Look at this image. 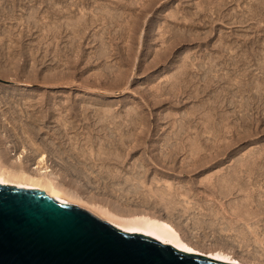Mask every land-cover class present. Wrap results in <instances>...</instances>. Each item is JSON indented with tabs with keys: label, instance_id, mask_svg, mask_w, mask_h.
<instances>
[{
	"label": "rangeland",
	"instance_id": "1",
	"mask_svg": "<svg viewBox=\"0 0 264 264\" xmlns=\"http://www.w3.org/2000/svg\"><path fill=\"white\" fill-rule=\"evenodd\" d=\"M11 1L6 0L5 6H2L3 1L0 2V8H6L4 11L2 8L1 11L3 13L0 11V89H2L3 86H15L23 88V90H28L29 92H34L39 97L43 93L57 95L58 102H63V100L70 96L74 98H87L91 96L92 98L95 97L94 100L100 102L98 104L99 107L106 105L116 114L123 115L128 119L134 115H136L135 117L143 118L142 123L136 125L132 123L126 126V129H129L131 133L141 132L139 134L143 141L138 144L139 147L134 144L136 143V133L128 137L125 143L117 140L119 141V145H116V149L115 147H110L113 151L110 156L102 154V157H107V159L109 157V165L106 159L104 161L105 164L103 163V165H101L104 158L100 161L93 157L95 154L94 152L100 153L99 151H104L105 146L103 145H105L104 141H106L105 138H107V135H105L104 130L101 129L96 118L93 117L92 120L87 122L82 113L79 112L82 109L79 107V109H77L78 111H76L77 114L79 113L76 117L77 125L75 129H72L75 131H71L69 137H74L75 133L77 136L79 134L78 145L83 146V149H87V151L88 149L90 151V148L91 150L94 149L91 159L93 163H91L94 164V161H97L94 164L95 166H93L94 169L91 168L92 170L84 163H80L78 167L81 168L84 166V172L81 170L83 168L76 171L75 167L72 169V165L71 167L65 162H62V164L60 160L58 161V159L51 154L48 164L49 166L51 165L50 168L52 167L54 171L58 170L56 173L61 177V180H66L67 183L71 182V184L66 183V186H73L74 183V187H79L80 185L79 188L84 190L83 194L85 198H88L89 195L90 197L96 196L95 198L99 200V203L102 202L101 204L104 203L117 210L121 208L124 211L134 209L167 219L185 234L189 235V237L192 236L190 238L195 240H197L198 237H196L197 234L193 229V220H195L193 218L202 221V217L204 216L203 219H206V221H203L207 224H212L209 228H212L211 230L213 232L211 233L210 231V235H212L208 236L209 239L208 237L205 239V248H203L205 251L209 249L210 245L213 246L217 245L218 242L219 244L224 242L221 240L220 233L221 223L224 224V222H226V225L224 224L225 226H229L230 228L233 227L231 233L229 231L228 234L233 236L235 234L237 235L240 231L234 238L231 236L227 238L224 234L223 237H226L225 240L226 242L229 241V245H231L230 242L233 243V240L237 238L238 240L244 239L242 235L246 231V228L248 229V226L246 228L244 227L245 225L252 226L253 229L255 228V230L259 231V235L263 232L261 235L264 237V166H262L264 165V93H262L264 92L262 91L264 90V7L261 6L262 0ZM6 4L10 6V8ZM251 5L254 9L255 7L261 6L262 9L261 7L257 9L260 14H255L257 10L254 12L250 11L249 6ZM25 6H27V8H25ZM29 6H33L31 7L32 11L28 8ZM69 8L70 10L72 8V11H70ZM28 9L32 14L33 9H35V16L30 15V18H32L31 20L28 18L30 12ZM9 12L12 14L10 17L9 15L11 14ZM23 13H25V17ZM142 14L144 15L141 17ZM81 16L82 19H80ZM35 17H37L36 20ZM23 18L25 21L28 19V23L25 22ZM70 18L73 19L70 20ZM78 18L81 22L83 21V24L79 22ZM76 19L78 22L75 23ZM65 20L68 22L66 23ZM70 21L75 23L73 24V29L70 28L72 24L68 27ZM85 21L87 25L84 24ZM52 23L54 26H52ZM61 23L62 25H60ZM26 24H28V26H26ZM55 24L61 27H56ZM77 25L83 26L78 27ZM130 25L132 27L131 29ZM50 26L51 29L49 30ZM54 27L57 29H54ZM74 29H81L80 32L83 29V33L81 32V34H78L80 32ZM73 31H75L77 37H75L76 34ZM10 33H13V36ZM56 36L58 38L61 37L59 39L57 38L60 42L56 40ZM52 38L55 39L53 40ZM70 38L71 40L73 38V40L71 41ZM49 42L52 44H49ZM102 43H106L107 46ZM56 46H59V48ZM67 46L70 47L68 48ZM74 46L75 48L80 46L78 48L80 53L74 52L76 55L73 54L75 50ZM102 47L107 50L108 54H111L107 55L105 50L103 52V50H101ZM70 48L74 50L71 52ZM49 49L53 52L48 54L50 51ZM45 50L48 51L46 52ZM77 50L75 51L77 52ZM19 51H21V53ZM56 51L65 53V55H61V53H57ZM101 51L103 53H101ZM35 52L37 53L36 56L34 54ZM97 52L101 53H99V59L96 57L98 54ZM54 53H57V55ZM69 53L73 55V58ZM104 53H106V55ZM254 53H256V56ZM68 54L69 57H71L70 60L67 58ZM225 54L227 56H225ZM74 55L79 58V62L77 61L78 58L76 59ZM231 57H233V59ZM52 58L60 60L55 62L56 60H52ZM41 59H43V61ZM71 59L76 61L74 62ZM237 59L240 62H237ZM242 59L244 60L242 61ZM246 59L248 61H246ZM41 61L42 64L40 63ZM70 61H73L75 65L74 63L73 65L70 64L72 63ZM67 62H69L68 66ZM234 62H236V64ZM248 62L251 64L250 66ZM61 63H63V66L60 65ZM64 63L66 65H64ZM241 63H245V65ZM51 64H53V66ZM106 64L110 67L114 65V67L112 69L108 68V70L106 69ZM233 64H235V66H233ZM55 65H57L58 68ZM236 65L239 67H236ZM73 66L75 68L77 67V69H73ZM10 67H12V69ZM54 67H56L57 70H55L57 73L62 72L58 76V79L57 73L55 74L56 79L55 76H52L51 78H53V81H51L50 76L55 73V71L50 70L54 69ZM199 67H202L203 71L201 69L199 70ZM210 67L213 69L212 71H208ZM233 67H236L234 68L235 72L233 71ZM242 67L245 69L246 73L242 72L244 71ZM7 68L10 69L8 70ZM64 68H66V70ZM116 68L117 74H114L113 72L116 71H114ZM119 68L124 70V72L125 70L130 71V74L128 73L129 71H126L127 75H130V77H126V79L130 78L128 82L125 79L126 81L123 80V82L120 81L119 83L118 80L121 75V71L118 70ZM205 69L206 72L204 71ZM107 70L111 74L108 73V75H105L107 74ZM64 71L67 73L69 71L70 76L66 77L65 74L67 73ZM71 71H74L72 75ZM32 72H34V75ZM100 72L104 73V75ZM35 75L38 77L36 78ZM61 75L64 76V80H61L62 83L59 80V78H62ZM94 75H96V77ZM109 75H115V78L112 76L113 79ZM28 76L33 79L31 78V80ZM223 76H227L228 80ZM104 77L106 78L104 79ZM108 77H111L113 81ZM212 77H214V79ZM97 78L99 80H97ZM205 78H209L207 79L208 81ZM215 79L216 81L214 82ZM209 80H211L213 84H211L212 82ZM232 83H235V85H232ZM202 85H204L205 88ZM259 88L262 89L259 90ZM242 89H244V91H242ZM257 90L262 92L256 93L255 91ZM260 93L262 94L261 97ZM4 94L5 93L0 90V139L2 140V144L3 146H8L10 143H14L18 140V143H20V141H25V145L30 148V142L26 140V135L20 128L21 124L15 121L12 114L19 116V114H23L24 110L29 109L30 111L33 107H35L34 112L40 113L39 110H45L48 103L40 108L39 104L36 105L33 103L36 102L35 100L29 99L33 104L30 105L29 103L24 105L23 103L25 100L22 98V104L24 105L23 109L21 105L12 107L5 99ZM250 94L251 97H256L255 99L253 98V106L244 105ZM3 98L5 99L4 102L2 101ZM227 98H235L237 100L234 99L236 104L231 105V103H228ZM80 100L81 99H78L77 103ZM220 104L222 106H220ZM58 111L59 110L54 111L55 115ZM66 112L69 111L67 110ZM81 112H83V110H81ZM4 113L7 115L5 118L2 115ZM244 113L250 118L244 115ZM137 114H140V116H137ZM54 117H52L51 120ZM56 124L59 125L56 121L48 122L47 126L50 125L48 127L49 130H51L50 133L55 132ZM14 127L18 128V138H15ZM43 130L45 132L43 134H46L47 131H45V129ZM90 135L93 137L92 140H90ZM64 138L68 145H70L68 136H64ZM167 141L173 144L172 148L174 149V154L172 153L168 156L165 154V152L167 153ZM37 142H40V140ZM90 142L92 147L90 146ZM100 146L104 148L99 150ZM21 147L22 146H19L17 150H20ZM15 152L11 155L12 159L16 158ZM106 164L108 167L111 166L114 172H110V167L105 170ZM65 168H67V171ZM70 169L76 172L81 170L83 174H80L81 172H72ZM101 169L104 171L101 172ZM108 169H110L109 172H106ZM98 170L102 174L103 179L98 176ZM85 171L87 172L86 174ZM87 174H90L93 178L90 175L87 178ZM94 174H96V176ZM132 175L134 178L139 175L135 178L138 180L132 178ZM87 179H89L90 184ZM128 179H130V181ZM132 179L134 180L132 181ZM126 180H128V182ZM131 181L132 184L129 183ZM138 183L140 184V187H138L139 190L136 186H133L136 189H131L135 192H129L127 186L130 188L131 185H136ZM86 193L89 195L87 196ZM79 206L109 222V220L90 206ZM187 208H189L188 211ZM230 211L231 213H229ZM241 217L242 220L240 219ZM209 221H214L215 224L219 223L218 229H220V231L217 230L219 233L213 229L214 227L216 229L217 225H214L213 222L208 223ZM244 222H248L249 224H245ZM223 224L222 226H224ZM236 224L241 226V228L237 227ZM243 224L245 225L243 226ZM256 227L259 228L256 229ZM244 228L245 230H242ZM234 229L235 231L233 232ZM241 231L244 232L240 236V233H242ZM251 235L253 236L252 233H249L248 236L251 237ZM261 235L260 237H262ZM238 236H240V238ZM244 236H246V234H244ZM257 236L253 237L256 238ZM249 240L250 243L255 241ZM229 245L227 246L230 247ZM240 248L233 246L234 251L236 250V255L237 253H239L238 255L245 254L241 252L243 250Z\"/></svg>",
	"mask_w": 264,
	"mask_h": 264
},
{
	"label": "bare ground",
	"instance_id": "2",
	"mask_svg": "<svg viewBox=\"0 0 264 264\" xmlns=\"http://www.w3.org/2000/svg\"><path fill=\"white\" fill-rule=\"evenodd\" d=\"M1 1H3V5L2 6H5L4 4L6 3V0H1ZM0 1V2H1ZM9 1H11V0H9ZM22 1V0H21ZM27 1V0H26ZM29 1V0H28ZM32 1V0H31ZM259 1V0H258ZM12 2V1H11ZM14 2H15V0H14ZM20 2V1H19ZM30 2V1H29ZM262 2V4H261V6H263L264 7V0H262L261 1ZM260 2V3H261ZM10 3V2H9ZM9 3H8V5H9ZM26 3V2H25ZM28 3V2H27ZM119 3H120V1H119ZM122 3V2H121ZM150 3V2H149ZM14 4V3H13ZM58 4V3H57ZM153 4H154V1H153ZM7 5V4H6ZM7 5V6H8ZM120 5H123V4H120ZM1 6V5H0ZM6 6V7H7ZM15 6V5H14ZM17 6V5H16ZM55 6V5H54ZM119 6V5H118ZM261 6H259V7H261ZM9 8H10V6H8ZM11 7H12V4H11ZM31 7H33V6H31ZM31 7L29 6L28 8L31 10ZM121 7V6H120ZM147 7V6H146ZM150 7H151V5H150ZM153 7V6H152ZM250 7V11H256L259 7H255V9H254V7L251 5V6H249ZM2 8L3 7H1L0 8V11L2 10ZM9 8H7V9H9ZM25 8H27V6H25ZM61 8V7H60ZM117 8H119V7H117ZM116 8V9H117ZM6 9V8H5ZM4 8H3V11L5 10ZM28 9V10H29ZM113 9V8H112ZM111 9V10H112ZM115 9V10H116ZM261 9H262V7H261ZM261 9H260V11H261ZM16 10V9H15ZM29 10V11H30ZM35 9H33V14L31 13V11L29 12V16H28V18H30V15H34L35 16V11H34ZM38 10V9H37ZM65 10V9H64ZM69 10H70V8H69ZM119 10V9H118ZM264 10V9H263ZM8 11H10V10H8ZM12 11V10H11ZM59 11H61V10H59ZM70 11H72V8H71V10ZM113 11V10H112ZM143 11V10H142ZM2 12V11H1ZM27 12V11H26ZM36 12H38V11H36ZM56 12V11H55ZM109 12V11H108ZM144 12H145V10H144ZM143 12V13H144ZM3 13V12H2ZM10 13V12H9ZM13 13V12H12ZM31 13V14H30ZM112 13V12H111ZM114 13V12H113ZM6 14V13H5ZM11 14V13H10ZM25 13H23V16L25 17V15H24ZM138 14V13H137ZM140 14V13H139ZM256 15L257 14H260V12L257 10V13H255ZM8 15V14H7ZM22 15V14H21ZM28 15V14H27ZM26 15V16H27ZM37 15V14H36ZM106 15V14H105ZM144 14H142L141 15V17L143 16ZM255 15V16H256ZM4 16V15H3ZM10 16H12V14L11 15H9V17ZM253 16V15H252ZM261 16H262V13H261ZM1 17H2V15H1ZM84 17V16H83ZM112 17V16H111ZM141 17H138V18H140V19H142ZM13 18V17H12ZM34 18V17H33ZM36 18L37 17H35V20H36ZM114 18H115V14H114ZM118 18V17H117ZM137 18V19H138ZM11 19V18H10ZM32 18H30V20H31ZM59 19H60V17H59ZM71 19H73V18H70V20ZM75 19V18H74ZM80 19H82V16H81V18ZM109 19H110V17H109ZM111 19H113V18H111ZM134 19V18H133ZM21 20H22V18H21ZM23 20H24V18H23ZM28 20V19H27ZM25 21V22H27L28 23V21ZM34 20V21H35ZM58 20V19H57ZM78 20H79V18H78ZM89 20V19H88ZM92 20V19H91ZM33 21V20H32ZM33 21V22H34ZM39 21H41V20H39ZM60 21V20H59ZM66 21V20H65ZM68 21H69V18H68ZM68 21H66V23L68 22ZM73 21H75V20H73ZM94 21V20H93ZM96 21V20H95ZM24 22V23H25ZM36 22V21H35ZM76 22H78L77 21V19H76V21H75V23ZM79 22H81L80 20H79ZM83 22V21H82ZM81 22V24H83ZM91 22V21H90ZM137 22V21H136ZM64 23V22H63ZM66 23H65V25H66ZM75 23H72L71 21H70V24H68V27L72 24V26H70V28H72L73 27V24H75ZM113 23V22H112ZM141 23V22H140ZM140 23H139V25H140ZM31 24V23H30ZM29 24V25H30ZM33 24V23H32ZM34 24H36V23H34ZM40 24V23H39ZM79 24V23H78ZM84 24H86V21H85V23ZM132 24H133V22H132ZM41 25H42V23H41ZM50 25V24H49ZM60 25H62V23L60 24ZM64 25V24H63ZM87 25V24H86ZM137 25V24H136ZM26 26H28V24H26ZM31 26V25H30ZM32 26H34V25H32ZM52 26H54V24L52 23ZM55 26H56V24H55ZM57 26H59L58 24H57ZM56 26V27H57ZM78 26V25H77ZM80 26V25H79ZM78 26V27H79ZM83 26V25H82ZM82 26H80V27H82ZM138 26V25H137ZM56 27H54V29L56 28ZM59 27H61V26H59ZM77 27V28H78ZM85 27V26H84ZM84 27H83V29H84ZM86 27H88V26H86ZM139 27V26H138ZM30 28V27H29ZM67 28V27H66ZM75 28V27H74ZM132 27H131V25H130V29H131ZM51 29V26H50V28H49V30ZM52 29H53V27H52ZM57 29V28H56ZM62 29V28H61ZM73 29V28H72ZM83 29H82V31H83ZM135 29V28H134ZM138 29V28H137ZM31 30V29H30ZM63 30V29H62ZM75 30V29H74ZM77 30V29H76ZM75 30V31H76ZM81 30V29H80ZM80 30L78 29L77 31H79L80 32ZM8 31V30H7ZM10 31H11V29H10ZM9 31V32H10ZM69 31V30H68ZM75 31H73L74 33H75ZM81 31V32H82ZM130 31V30H129ZM12 32V31H11ZM64 32V31H63ZM81 32L80 33H78V34H81ZM109 32V31H108ZM50 33V32H49ZM52 33V32H51ZM55 33V32H54ZM83 33V32H82ZM12 36H13V33H10ZM59 34H60V32H59ZM76 34V33H75ZM136 34H137V32H136ZM48 35V34H47ZM54 35V34H53ZM69 35H71V34H69ZM73 35V34H72ZM83 35V34H82ZM10 36V35H9ZM23 36V35H22ZM52 36V35H51ZM60 36V35H59ZM130 36H131V34H130ZM129 36V37H130ZM133 36V35H132ZM136 36V35H135ZM48 37V36H47ZM50 37V36H49ZM61 37H62V35H61ZM61 37H59V38H61ZM65 37V36H64ZM73 37V36H72ZM75 37H77V34H76V36ZM79 37V36H78ZM81 37V36H80ZM87 37V36H86ZM56 38V40H58L59 38L56 36L55 37ZM54 38V39H55ZM58 38V39H57ZM183 38V37H182ZM53 39V38H52ZM53 39V40H54ZM80 39V38H79ZM78 39V40H79ZM70 40H71V38H70ZM72 40H73V38H72ZM71 40V41H72ZM77 40V39H76ZM87 40H89V39H87ZM103 40V39H102ZM139 40V39H138ZM59 41V40H58ZM86 41V40H85ZM60 42V41H59ZM76 42V41H75ZM74 42V43H75ZM104 42V41H103ZM130 42V41H129ZM51 42H49V44H50ZM52 43H53V41H52ZM51 43V44H52ZM55 43L57 44V42L55 41ZM66 43V42H65ZM132 43H133V41H132ZM69 44H70V41H69ZM77 44V43H76ZM103 45L105 44L106 45V43H102ZM11 45V44H10ZM60 45V44H59ZM66 45V44H65ZM73 45H75V44H73ZM78 45H80V44H78ZM50 46V45H49ZM72 46V45H71ZM107 46V45H106ZM56 47H58L59 48V46H56ZM62 47H63V45H62ZM61 47V48H62ZM68 47V46H67ZM70 47V46H69ZM68 47V48H69ZM80 47V46H79ZM78 47V48H79ZM103 47H105V46H103ZM103 47H102V49L101 50H103V52H104V50L107 52V50L106 49H103ZM10 48V47H9ZM53 49L55 48V47H52ZM74 48H75V46H74ZM78 48H75V50H77ZM82 48V47H81ZM106 48V47H105ZM108 48V47H107ZM51 49V48H50ZM49 49V50H50ZM56 49V48H55ZM64 49V48H63ZM132 49V48H131ZM31 50V49H30ZM62 50V49H61ZM69 50V49H68ZM70 50H71V52H72V50H74V49H71L70 48ZM69 50V51H70ZM73 51V54H75V53H80V51H79V49L77 50V52L76 51ZM130 50V49H129ZM46 51V50H45ZM48 51V50H47ZM46 51V52H47ZM51 51V50H50ZM48 52V54L49 53H52L53 51H51V52ZM64 51V50H63ZM100 51V50H99ZM226 51V50H225ZM20 53H21V51H19ZM18 52V53H19ZM37 52H39V51H37ZM57 52V51H56ZM66 52V51H65ZM75 52V53H74ZM102 51H101V53H103ZM121 52V51H120ZM57 53H61V55L63 54V55H65V53H62V52H57ZM57 53H54L55 55H57ZM98 54L100 53V52H97ZM96 53V54H97ZM100 53V54H101ZM109 53H110V51H109ZM35 54V56H36V52L34 53ZM33 54V55H34ZM67 54V53H66ZM69 54H71V53H69ZM69 54H68V57L67 58H69V60H70V58L72 57L73 58V55L71 54V57H69ZM98 54L96 55V57L99 59L100 58V54H99V57H98ZM105 55H106V53H104ZM111 54V53H110ZM110 54H108V52H107V55H110ZM227 54V53H226ZM225 54V56H227ZM248 54V53H247ZM256 53H254V55H255ZM46 55V54H45ZM53 55V54H52ZM51 55V56H52ZM54 55V56H55ZM76 55V54H75ZM74 55V56H75ZM78 55V54H77ZM81 55V54H80ZM82 55H83V53H82ZM81 55V56H82ZM93 55H95V54H93ZM229 55H231V54H229ZM48 56V55H47ZM50 56V55H49ZM53 56V57H54ZM104 56V55H103ZM251 56V55H250ZM256 56V55H255ZM59 57V56H58ZM64 57H66V56H64ZM63 57V58H64ZM76 57V56H75ZM78 57H79V55H78ZM78 57H76V59L78 58ZM95 57V58H96ZM105 57V56H104ZM103 57V58H104ZM109 57V56H108ZM131 57H132V55H131ZM233 57H234V55H233ZM233 57H231L232 59H233ZM236 57V56H235ZM242 57V56H241ZM34 58V57H33ZM37 58V57H36ZM42 58V57H41ZM49 58V57H48ZM94 58V59H95ZM96 58V59H97ZM102 58V57H101ZM246 58V57H245ZM244 58V59H245ZM248 58H249V56H248ZM255 58V57H254ZM15 59V58H14ZM19 59V58H18ZM51 59V58H50ZM54 58H52V60H53ZM57 59V58H56ZM56 59H54V60H56ZM62 59V58H61ZM82 59V58H81ZM91 59V58H90ZM133 59V58H132ZM230 59V58H229ZM238 59H239V57H238ZM238 59L236 60L237 62H240V61H238ZM244 59H242V61L244 60ZM36 60V59H35ZM42 61H43V59H41ZM60 60V59H59ZM59 60H56L55 62H58ZM66 61H69V60H67V59H65ZM71 60H73L74 62L76 61V60H74V59H71ZM214 60V59H213ZM223 60H225V59H223ZM241 60V59H240ZM251 60V59H250ZM249 60V61H250ZM42 61L40 62L41 64H42ZM47 61V60H46ZM49 61V60H48ZM73 61H70V62H72V63H70V64H72L73 65ZM78 62H79V58H78V60H77ZM89 61V60H88ZM91 61V60H90ZM235 61V60H234ZM246 61H248L247 59H246ZM245 61V62H246ZM50 62H53V61H50ZM62 62H63V60H62ZM218 62V61H217ZM232 62V61H231ZM68 63L69 62H67V66H68ZM88 63V62H87ZM233 63V62H232ZM231 63V64H232ZM235 64H236V62H234ZM249 63V62H248ZM247 63V64H248ZM36 64V63H35ZM56 64V63H55ZM63 63H61L60 65H62ZM69 64V65H70ZM203 64V63H202ZM201 64V65H202ZM235 64H233V66H235ZM238 64V63H237ZM242 64V63H241ZM244 65H245V63H243ZM242 64V65H243ZM8 65V64H7ZM18 65V64H17ZM16 65V66H17ZM49 65V64H48ZM52 66H53V64H51ZM58 65V64H57ZM57 65H55V66H57ZM64 65H66L65 63H64ZM74 65H75V63H74ZM77 65V64H76ZM241 65V66H242ZM251 64L249 63V66H250ZM12 66V65H11ZM15 66V67H16ZM22 66V65H21ZM33 66V65H32ZM51 66V67H52ZM63 66V65H62ZM62 66H61V69H62ZM67 66H66V68H67ZM108 65L106 64V69H112L113 67H114V65L112 66V67H110V66H108ZM218 66V65H217ZM230 66V65H229ZM238 65H236V67H237ZM246 66H248V65H246ZM14 67V66H13ZM37 67V66H36ZM50 67V68H51ZM74 67V66H73ZM119 67V66H118ZM221 67V66H220ZM236 67H233V69L234 68H236ZM239 67V66H238ZM262 67V66H261ZM260 67V68H261ZM11 69H12V67H10ZM9 68V69H10ZM57 68H58V66H57ZM66 68H64L65 70H66ZM104 68V67H103ZM224 68V67H223ZM243 68V67H242ZM242 68H240V69H242ZM244 68H245V66H244ZM243 68V69H244ZM249 68H251V67H249ZM5 69V68H4ZM8 69V68H7ZM8 69V70H9ZM17 69V68H16ZM34 69H35V66H34ZM56 67H54V69H51L50 71H52V70H54L55 71V73H53L51 76H50V78L52 77V76H55V74L57 73L56 72ZM73 69H77V67L75 68H73ZM108 69V70H109ZM199 70L201 69L202 71H203V68L202 67H199L198 68ZM242 69V70H243ZM14 70H15V68H14ZM27 70V69H26ZM32 70V69H31ZM38 70H39V68H38ZM68 70V69H67ZM69 70H71V69H69ZM108 70H107V74H105V75H108ZM116 70V71H115ZM119 71H121V75H120V77H119V83H120V81H122L123 82V80H125L126 79V77L128 78V77H130V75L128 76L127 75V72L126 71H129V70H125V72H124V70H121L120 68L118 69ZM212 71L213 69L210 67V69L208 68V71ZM221 70V69H220ZM25 71V70H24ZM35 71V70H34ZM37 71V70H36ZM59 71H61V70H59ZM76 71V70H75ZM101 71H103V70H101ZM111 71V70H110ZM114 71L115 72H113L114 74H117V68L116 69H114ZM205 72H206V69L204 70ZM228 71H229V69H228ZM231 71V70H230ZM234 72H235V69L233 70ZM238 71V70H237ZM236 71V72H237ZM246 71H247V69H246ZM250 71V70H249ZM248 71V72H249ZM263 71H264V69H263ZM17 72V71H16ZM27 72H30V71H27ZM27 72H25V73H27ZM38 72H40V71H38ZM62 72V71H61ZM61 72H58L57 73V79H58V76L60 75V73ZM65 73H67L66 71H64ZM223 72V71H222ZM242 72H245V69H244V71H242ZM251 72V71H250ZM261 72H262V70H261ZM34 72H32V74H33ZM70 72L68 71V75L67 74H65V76L67 77H69L70 76V74H69ZM72 73H74V71H71V75H72ZM100 73H102V72H100ZM100 73H99V75H100ZM106 73V72H105ZM112 73V74H113ZM129 74H130V71L128 72ZM183 73V72H182ZM190 73V72H189ZM213 73V72H212ZM224 73V72H223ZM226 73H227V71H226ZM229 73V72H228ZM246 73V72H245ZM8 74H9V72H8ZM11 74V73H10ZM50 74V73H49ZM62 74H64V73H62ZM96 74V73H95ZM103 75H104V73H102ZM102 74H101V77H102ZM109 74H111V73H109ZM220 74V73H219ZM230 74H231V72H230ZM34 75V74H33ZM32 75V76H33ZM74 75V74H73ZM182 75V74H181ZM183 75H184V73H183ZM193 75V74H192ZM214 75V74H213ZM222 75V74H221ZM227 75V74H226ZM249 75V74H248ZM263 75H264V72H263ZM47 76H49V75H47ZM62 76V75H61ZM60 76V77H61ZM95 77H96V75H94ZM109 76H111V75H109ZM113 77L115 76V75H112ZM111 76V77H112ZM117 76H119V75H117ZM204 76H205V74H204ZM209 76H210V74H209ZM220 76V75H219ZM218 76V77H219ZM228 76H230V75H228ZM29 77V76H28ZM35 77H36V75H35ZM38 77V76H37ZM36 77V78H37ZM99 77V76H98ZM111 77H108V78H111ZM112 77V78H113ZM198 77V76H197ZM224 77V76H223ZM246 77V76H245ZM30 79L32 78V77H29ZM33 78H34V76H33ZM32 78V79H33ZM48 78V77H47ZM50 78H49V80H50ZM72 78V77H71ZM103 78V77H102ZM101 78V79H102ZM106 77H104V79H105ZM111 78V80L113 81V79L115 78H113L112 79ZM213 79H214V77H212ZM225 79L227 78V80H228V77L226 76V77H224ZM263 78H264V76H263ZM30 79H28V80H30ZM31 79V80H32ZM35 79V78H34ZM55 79H56V76H55ZM55 79H54V81H55ZM64 80V76H62V78L60 79L59 78V80H60V82H61V80ZM66 79V78H65ZM130 79V78H129ZM129 79H126L127 80V82H128V80ZM199 79H201V78H199ZM206 79V78H205ZM207 79H209V78H207ZM206 79V80H207ZM211 79V78H210ZM217 79H219V78H217ZM48 80V79H47ZM59 80H58V82H59ZM66 80H69V79H66ZM97 80H99L98 78H97ZM117 80V79H116ZM115 80V81H116ZM125 80V81H126ZM212 80V79H211ZM211 80H209V81H211ZM220 80V79H219ZM230 80V79H229ZM51 81H53V78H51ZM105 81V80H104ZM108 81V80H107ZM191 81V80H190ZM193 81V80H192ZM208 81V80H207ZM213 81V80H212ZM211 81V82H212ZM216 81V79L214 80V82ZM231 81V80H230ZM33 82V81H32ZM65 82V81H64ZM203 82V81H202ZM219 82V81H218ZM62 83V82H61ZM113 83V82H112ZM115 83V82H114ZM207 83V82H206ZM230 83V82H229ZM263 83V82H262ZM211 84H213V82L211 83ZM232 85H235V83L233 84L232 83ZM231 85V86H232ZM260 85V84H259ZM203 87H204V85H202ZM201 86V87H202ZM206 86V85H205ZM257 86V85H256ZM188 87V86H187ZM211 87V86H210ZM226 87V86H225ZM244 87V86H243ZM246 87V86H245ZM260 87H262V86H260ZM200 88V87H199ZM205 88V87H204ZM207 88V87H206ZM247 88V87H246ZM256 88V87H255ZM257 89H258V87H257ZM262 89V88H261ZM260 88H259V90H261ZM263 89H264V87H263ZM0 90H2V92H4L5 94V99L9 102V104L13 107V106H19V105H21V108L23 109V107H24V105H26V104H29L30 103V105L31 104H39V106H40V108H42V107H44L47 103V108H45V110L44 109H40L39 110V112L40 113H37V112H34V109H35V107H33V109L32 110H30L29 111V109L27 110H24V112H23V114H19V116H16V115H13L12 114V117L15 119V121L16 122H18V124H21V130H22V132L23 133H25V138H26V140L27 141H29L30 142V148L29 147H27L26 145H25V141H20V143H18L19 141L17 140L16 142H14V143H10L8 146H3V144H2V140L0 139V181H3L2 183L3 184H9V185H16V186H19V187H23V188H35V189H42V190H45L48 194H50L51 196H54V197H56L57 199H60V200H63V201H66V202H70V203H77L78 205H88V206H90L91 208H93L95 211H97L99 214H101L103 217H105L107 220H109V222H111V223H113V225H115V226H117V227H119L120 229H123L124 231H129V232H137V233H145L146 235H149L150 237H153L154 239H156V240H158V241H160V242H163V243H165V241H172L173 243H171L173 246H175L176 247V244H186L188 247H191V248H193V249H195V251L193 252V253H199V254H205V255H207L208 257H210V258H213V259H217V260H220V261H226V262H231V263H236V264H242V263H247V264H264V237H263V235H261L262 233H260V235L262 236V237H260V235H259V231H257V230H255V228L253 229L252 228V226H249V225H245V224H249L248 222L247 223H245V224H243V226L246 228L247 226H248V229L246 228V231L244 232V231H241L242 233H240V236H241V234H243V232H244V234H246V236H244V234L242 235L243 237H244V239H239L238 240V238L236 239V240H233L232 238H234L235 237V235H230V234H228V232L230 231V233H231V230H232V228L233 227H229V226H225L226 225V222H224V224L223 223H221V231H220V229H218V224L219 223H216L215 224V222L214 221H212L213 223H214V225H217V228L215 229V227H214V225H213V229H214V231L216 230V232H218V231H220V233H221V240L222 241H224V242H221L220 244H219V242L217 243V242H215V243H217V245H213V246H211L210 245V247H209V249L208 250H206L205 251V249H203V248H205V245H204V242H205V239H206V237H208V236H211L210 235V231H211V233H213L212 232V228L210 229L209 228V226L211 227L212 226V224H207V223H205V221H206V219H203L204 218V216L202 217V221H199L198 219H196V218H193V219H195V220H193V229L195 230V232H196V237H198V239L197 240H195V239H193V238H190V237H192V236H190L189 237V235H187V234H185L183 231H181L175 224H173L171 221H169V220H167V219H164V218H162V217H159V216H156V215H153V214H149V213H146V212H143V211H139V210H131V209H129V211H124V210H122V208L120 209V210H117V209H115V208H113V207H111V206H108V205H105L104 203L103 204H101V203H99L98 201V199H96L94 196L93 197H90V195L89 194H87V196L89 195V197L88 198H85V195L83 194L84 193V190H81L79 187H80V185H79V187H74V184H73V186H66V183H67V181L65 180H61L60 178V176L56 173V171L58 172V170H53V168L51 167L50 168V166H49V156L52 154L53 156H55L57 159H58V161L60 160L61 161V163L62 162H65V163H67V165L69 164L70 166L72 165L73 166V168L72 169H74V167H75V170L76 171H78L79 169H81V168H83V167H81V168H79L78 167V165L80 164V163H84L85 165H87V167H89L90 169L92 168V169H94V167L93 166H95L94 164L96 163V161L97 160H103V158H104V160H103V162H102V164L101 165H103V163H104V161H105V159L107 160V164H108V159H109V157H108V159H107V157H102V154H104V155H109L110 156V154L113 152L112 151V149L111 148H114L115 147V149L117 148L116 147V145H119V141H117V140H120L122 143H125V142H127V138L128 137H130V136H132L133 134H135V133H131L130 132V130L129 129H126V126H129L130 124H138V123H142V121H143V118L142 117H135L136 115H134V116H132V117H130L129 119L128 118H125L123 115H118V114H116L111 108H109L108 106H103L102 105V107L100 106H98V104L100 103V102H97L98 100H94L95 99V97L94 98H92L91 96H89V97H84V98H74V97H71L70 95V97H67L65 100H63V102H58V98H57V95H49V94H46V93H43L40 97L38 96V95H36L34 92H29L28 90H23V88H18V87H15V86H3L2 87V89H0ZM207 90V89H206ZM223 90V89H222ZM227 90V89H226ZM246 90V89H245ZM259 90H257V91H255L256 93L257 92H262V91H264V90H262V91H259ZM240 91V90H239ZM242 91H244V89H242ZM185 92V91H184ZM187 92V91H186ZM206 92V91H205ZM231 92V91H230ZM254 92V93H255ZM199 93H200V91H199ZM262 93H264V92H262ZM195 94V93H194ZM226 94V93H225ZM237 94V93H236ZM193 95V94H192ZM227 95V94H226ZM232 95V94H231ZM233 95H234V92H233ZM257 95V94H256ZM261 93H260V97H261ZM23 96V97H22ZM68 96V95H67ZM191 96V95H190ZM237 96V95H236ZM258 96V95H257ZM192 97V96H191ZM194 97V96H193ZM233 97H235V96H233ZM22 98H24V105L22 104V102H23V100H22ZM89 98V99H88ZM253 98L254 97H251V94L249 95V97H248V100L244 103V105H246L247 104V106H251L252 105V102H253ZM256 98V97H255ZM254 98V99H255ZM264 98V97H263ZM262 98V99H263ZM4 98H3V102H4V100H5ZM29 99H31V100H35L36 102H33V103H31L32 101H29ZM78 99H81L78 103H77V101H78ZM93 99V100H92ZM235 99V98H234ZM234 99H228L227 98V100H228V103H231V105L233 104H236V101L234 100ZM224 101V100H223ZM255 101V100H254ZM259 101V100H258ZM52 102V103H51ZM214 102V101H213ZM7 103V102H6ZM106 103V102H105ZM204 103V102H203ZM212 103V102H211ZM220 103V102H219ZM239 103V102H238ZM263 103V102H262ZM2 104V103H1ZM97 104V105H96ZM102 104V103H101ZM204 104H206V103H204ZM203 104V105H204ZM222 104V103H221ZM220 104V106H222ZM202 105V104H201ZM229 105V104H228ZM230 105V106H231ZM56 106V107H55ZM57 106H58V108H57ZM99 108H98V107ZM208 106V105H207ZM237 106V105H236ZM241 106V105H240ZM247 106H245V107H247ZM253 106V105H252ZM2 107V106H1ZM79 107L80 108H82L81 110H83V112H81V110L79 111L80 113H82V115L84 116V119L88 122L89 120H92L93 119V117L94 118H96V120H97V122H98V124H100V126H101V129H103L104 130V132H105V135H107V138H105V140L106 141H104V143H105V145H103V146H105V149H104V151L103 150H101V151H99L100 153H98V152H94V149L93 150H91V148H90V151H89V149H88V151H87V146H86V150H84L83 149V146H80V145H78L79 144V134H78V136L76 135V133H75V136L74 137H69V134L71 133V131H75V130H72V129H75L76 128V125H77V120H76V117L78 116V114H77V112L76 111H78L77 109H79ZM201 107V106H200ZM213 107V106H212ZM224 107V106H223ZM234 107V106H233ZM242 107H243V104H242ZM209 108V107H208ZM232 108V107H231ZM241 108V107H240ZM244 108V107H243ZM248 108V107H247ZM246 108V109H247ZM255 108V107H254ZM214 109H216V108H214ZM55 110H59L58 112H57V114L55 115V113H54V111ZM69 111V112H66V111ZM212 110V109H211ZM251 110V109H250ZM256 110V109H255ZM199 111V110H198ZM215 111V110H214ZM247 111H248V109H247ZM196 112V111H195ZM245 112V111H244ZM249 112V111H248ZM247 112V113H248ZM3 113V112H2ZM192 113H194V112H192ZM217 113H218V111H217ZM3 116H4V118L7 116L5 113L4 114H2ZM244 115H247V114H245L244 113ZM248 115L250 116V114L248 113ZM247 115V116H248ZM55 116V117H54ZM75 116V117H74ZM81 116V115H80ZM83 116H81V117H83ZM137 116H140V114H137ZM211 116V115H210ZM248 116V117H249ZM2 117V116H1ZM52 117H54L52 120H51V118ZM248 117H246V118H248ZM117 118H119V119H117ZM228 118V117H227ZM234 118V117H233ZM250 118V117H249ZM248 118V119H249ZM191 119V118H190ZM189 119V120H190ZM95 120V121H96ZM214 120V119H213ZM51 121H56V122H58L59 123V125H57L56 124V130H55V132H52V133H50V131L51 130H49V126H47L48 125V122L50 123ZM96 122V123H97ZM246 122V121H245ZM242 123V122H241ZM247 123V122H246ZM209 124V123H208ZM63 125V126H62ZM240 125V124H239ZM18 126V125H17ZM65 126V127H64ZM64 127V128H63ZM211 127V126H210ZM237 127V126H236ZM43 129H45V131H47L46 132V134H43V133H45L44 132V130ZM211 129V128H210ZM91 130V129H90ZM14 131H15V133H14V135H15V138H18V128H16V127H14ZM92 131V130H91ZM90 131V132H91ZM144 131V130H143ZM216 131V130H215ZM11 132V131H10ZM213 132V131H212ZM73 133V132H72ZM131 133V134H130ZM139 133H141V132H139ZM139 133H136V136L137 137H135L136 138V143H134V144H136V145H138L141 141H143L142 140V138H141V136H140V134ZM215 133V132H214ZM91 134V133H90ZM12 135V134H11ZM64 136H68V138L70 139V145H68V143L66 142V139L64 138ZM118 136V137H117ZM135 136V135H134ZM90 137H91V139L90 140H92L93 139V137H92V135H90ZM20 138V137H19ZM67 138V139H68ZM38 140H40V142H37ZM69 141V140H68ZM88 141H89V137H88ZM88 141H87V143H88ZM92 142V141H91ZM91 142H90V144H91ZM120 142V143H121ZM94 143V142H93ZM103 143V144H104ZM121 143V144H122ZM20 144V145H19ZM89 144V143H88ZM134 144H133V146H134ZM167 153L165 152V154L168 156V155H171L173 152H174V149L172 148L173 147V144L172 143H169L168 141H167ZM19 146H22L21 148H20V150H17L18 148H19ZM89 146V145H88ZM91 147H92V144L90 145ZM89 146V147H90ZM132 146V147H133ZM111 147V148H110ZM138 147H139V145H138ZM94 148V147H93ZM103 149L104 147H101L100 146V148H99V150L100 149ZM110 149H111V152H110ZM198 149V148H197ZM15 150H16V152H15ZM103 151V152H102ZM15 152V155H16V158H14V159H12V157H11V155H13V153ZM93 152L95 153L94 154V157H93ZM199 152V151H198ZM222 152V151H221ZM119 154V153H118ZM174 154V153H173ZM196 154V153H195ZM113 155V154H112ZM194 155V154H193ZM173 156V155H172ZM92 157L94 158V159H97V160H95L94 161V164H92L93 163V161H91V159H92ZM93 159V160H94ZM111 159V158H110ZM35 160V161H34ZM34 161V162H33ZM70 162V163H69ZM92 162V163H91ZM208 162V161H207ZM60 163V164H61ZM101 163V162H100ZM63 164V163H62ZM105 164V163H104ZM106 164V168H104L105 167V165H104V167H102V168H104L105 170H107V168H109L110 167V169H111V166H109L108 167V165ZM66 165V166H67ZM196 165V164H195ZM200 165V164H199ZM59 166H61V165H59ZM71 166V167H72ZM262 166H264V165H262ZM54 167V166H53ZM68 167V166H67ZM70 168V167H69ZM68 168V169H69ZM89 168H87V169H89ZM64 169V168H63ZM66 169V171H67V168H65ZM72 169H70V171L72 170ZM91 169V170H92ZM110 169H108V171H106V172H109V170ZM193 169V168H192ZM262 169V168H261ZM74 170V171H75ZM82 171L84 170V168L83 169H81ZM81 170L79 171V172H81ZM90 170V171H91ZM96 170V169H95ZM95 170H94V172H95ZM196 170V169H195ZM60 171V170H59ZM63 171H65V170H63ZM73 170H72V172H74ZM75 171V172H76ZM87 171V170H86ZM85 171V174L87 173ZM89 171V170H88ZM99 171V170H98ZM101 172H103L102 171V169L100 170ZM100 171L97 173L98 174V176L99 177H101L102 179H103V177H102V174L100 173ZM112 171V169L110 170V172ZM62 172V171H61ZM79 172H76V173H79ZM84 172V171H83ZM112 172H114V171H112ZM116 172V171H115ZM118 172V171H117ZM60 173V172H59ZM96 173V172H95ZM120 173V172H119ZM118 173V174H119ZM80 174H83L82 172L80 173ZM79 174V175H80ZM104 174H106V173H104ZM112 174V173H111ZM115 174V173H114ZM113 174V175H114ZM139 174V173H138ZM77 175V174H76ZM90 174H87V178H88V176H89ZM95 176H96V174H94ZM116 175V174H115ZM140 175V174H139ZM139 175H137V176H139ZM83 176V175H82ZM85 176V175H84ZM91 176V175H90ZM104 176V175H103ZM120 176V175H119ZM133 176V175H132ZM136 176V175H135ZM136 176V177H137ZM73 177V176H72ZM92 177V176H91ZM90 177V178H91ZM107 177V176H106ZM108 177H109V175H108ZM108 177H107V179H108ZM115 177V176H114ZM113 177V178H114ZM135 177V178H136ZM75 178V177H74ZM84 178V177H83ZM93 178V177H92ZM111 178V177H110ZM116 178V177H115ZM132 178H134V176L132 177ZM134 178V179H135ZM139 178V177H138ZM65 179H66V177H65ZM77 179V178H76ZM104 179H105V176H104ZM134 179H132V181L134 180ZM140 179V178H139ZM228 179V178H227ZM240 179V178H239ZM88 181H89V179H87ZM129 181H130V179H128ZM128 180H126L127 182H128ZM135 180H138V179H135ZM75 181V180H74ZM132 181L131 182H129V183H131L132 184ZM223 181V180H222ZM73 182V181H72ZM71 184V182H68L67 184ZM79 183V182H78ZM78 183H77V185H78ZM86 183V182H85ZM93 183V182H92ZM89 184H90V181H89ZM139 184V183H138ZM138 184H134V185H131L130 186V188L127 186V188H128V190H129V192H135V191H133V189L135 188V187H133V186H136L137 187V189H138V187H140V184L138 185ZM220 184H222V183H220ZM240 184V183H239ZM247 184V183H246ZM251 185V184H250ZM86 186V185H85ZM126 188V189H127ZM131 188H133V189H131ZM136 189V188H135ZM256 189V188H255ZM139 190V189H138ZM229 190V189H228ZM231 190V189H230ZM88 192V191H87ZM228 192V191H227ZM257 192V191H256ZM231 193V192H230ZM251 193V192H250ZM230 195V194H229ZM229 195H227V196H229ZM263 195H264V193H263ZM226 196V197H227ZM225 197V198H226ZM257 199V198H256ZM259 199H260V197H259ZM252 201V200H251ZM262 201V200H261ZM258 202V201H257ZM224 203V202H223ZM235 203V202H234ZM261 203V202H260ZM257 205V204H256ZM233 206V205H232ZM246 206V205H245ZM89 208V207H88ZM190 208H191V206H190ZM128 209V208H127ZM233 209V208H232ZM250 209V208H249ZM189 210V208H187V211ZM263 210V209H262ZM186 211V212H187ZM228 211V210H227ZM226 211V212H227ZM190 212V211H189ZM223 212V211H222ZM224 213V212H223ZM229 213H231V211L229 212ZM201 214H203V213H201ZM216 214V213H215ZM199 215V214H198ZM250 215V214H249ZM207 216V215H206ZM258 216H260V215H258ZM198 217V216H197ZM200 217V216H199ZM209 217V216H208ZM219 217V216H218ZM230 217V216H229ZM228 217V218H229ZM246 217H248V216H246ZM250 217V216H249ZM255 217V216H254ZM216 218V217H215ZM234 218V217H233ZM250 218H253L252 216L250 217ZM221 219V218H220ZM241 220H242V217L240 218ZM244 219H249V218H244ZM243 219V220H244ZM198 220V221H197ZM200 220H201V218H200ZM203 220H205V221H203ZM209 220V219H208ZM213 220V219H212ZM218 220V219H217ZM237 220V219H236ZM253 220V219H252ZM258 220H259V217H258ZM263 220V219H262ZM261 220V221H262ZM220 221V220H219ZM228 221V220H227ZM245 221V220H244ZM212 222H208V223H212ZM231 222V221H230ZM251 222V221H250ZM228 223V222H227ZM232 223H233V220H232ZM236 223V222H235ZM257 223V222H256ZM208 226H206V225ZM222 224L224 225V226H222ZM234 224V223H233ZM251 224H253V223H251ZM229 225V224H228ZM230 225H231V223H230ZM237 225V224H236ZM254 226V225H253ZM259 226V225H258ZM235 227V226H234ZM237 227H240L241 228V226H238L237 225ZM236 227V228H237ZM260 227V226H259ZM258 227V228H259ZM243 228V227H242ZM245 228L244 229H242V230H245ZM257 227H256V229H258ZM208 229H210V230H208ZM239 229V228H238ZM218 230V231H217ZM239 230H241V229H239ZM239 230H237V231H239ZM235 231V229L233 230V232ZM195 232H193V233H195ZM240 232V231H239ZM239 232L237 233V235L239 234ZM187 233V232H186ZM219 233V232H218ZM249 233L251 234H253V236H257L256 238L255 237H253L252 235H251V237H249L248 235H249ZM217 234V233H216ZM224 234L227 236V238L229 237V236H231L232 238V240L234 241L233 243H231L230 242V244L231 245H229V241L228 242H226V237H223L224 236ZM233 234V233H232ZM236 235V236H237ZM240 236H238L239 238H240ZM249 237V238H248ZM246 238V239H245ZM255 238V239H254ZM208 239H209V237H208ZM249 239H251V241H254V242H252V243H250V240ZM252 239H254V240H252ZM231 240V241H232ZM243 240V241H242ZM247 240V241H246ZM249 240V241H248ZM226 242V243H225ZM213 244V243H212ZM233 244V245H232ZM254 244H255V246H254ZM256 244H257V246H256ZM227 245H229L230 247H228ZM233 246L235 247H241L242 248V250L243 251H241L242 253L244 252L245 254H241V255H238L239 253H237V255H236V250L234 251V249H233ZM251 246H254V247H251ZM240 248V249H241ZM178 249H181V248H178ZM182 250V249H181ZM239 251V250H238Z\"/></svg>",
	"mask_w": 264,
	"mask_h": 264
},
{
	"label": "water",
	"instance_id": "3",
	"mask_svg": "<svg viewBox=\"0 0 264 264\" xmlns=\"http://www.w3.org/2000/svg\"><path fill=\"white\" fill-rule=\"evenodd\" d=\"M0 264L236 263L124 231L45 190L0 183Z\"/></svg>",
	"mask_w": 264,
	"mask_h": 264
},
{
	"label": "snow or ice",
	"instance_id": "4",
	"mask_svg": "<svg viewBox=\"0 0 264 264\" xmlns=\"http://www.w3.org/2000/svg\"><path fill=\"white\" fill-rule=\"evenodd\" d=\"M3 181H0V183H2ZM165 243H173L172 241H165ZM177 248H181L184 252L186 253H193L195 251V249L188 247L186 244H176Z\"/></svg>",
	"mask_w": 264,
	"mask_h": 264
}]
</instances>
